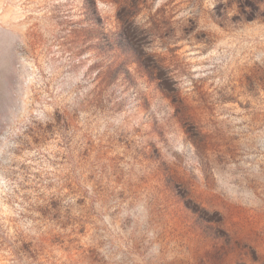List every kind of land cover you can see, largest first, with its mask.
<instances>
[{"label":"rangeland","instance_id":"obj_1","mask_svg":"<svg viewBox=\"0 0 264 264\" xmlns=\"http://www.w3.org/2000/svg\"><path fill=\"white\" fill-rule=\"evenodd\" d=\"M0 264H264V0H0Z\"/></svg>","mask_w":264,"mask_h":264},{"label":"trees","instance_id":"obj_2","mask_svg":"<svg viewBox=\"0 0 264 264\" xmlns=\"http://www.w3.org/2000/svg\"><path fill=\"white\" fill-rule=\"evenodd\" d=\"M122 32H123V35H122V37L120 39L128 37L127 34L124 32V30H122Z\"/></svg>","mask_w":264,"mask_h":264}]
</instances>
